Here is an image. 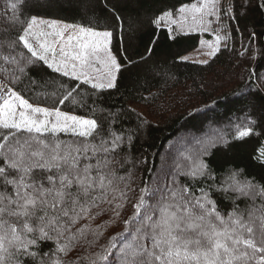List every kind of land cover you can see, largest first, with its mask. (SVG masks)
<instances>
[{"label":"snow or ice","instance_id":"snow-or-ice-1","mask_svg":"<svg viewBox=\"0 0 264 264\" xmlns=\"http://www.w3.org/2000/svg\"><path fill=\"white\" fill-rule=\"evenodd\" d=\"M217 4L218 0H205L202 8H192L214 15ZM11 7L15 12L17 5ZM27 19L17 38L0 37V47L14 49L22 43L31 55L21 52L18 60L9 52L3 57L7 63L43 61L53 72L93 89L115 87L120 65L108 49L111 32L75 24L60 26L35 15ZM41 26L51 32L41 29L39 35L56 39L45 40L36 48L29 38L36 37L35 29ZM95 64L102 65L106 75L93 76L98 71ZM17 70L26 75L25 67L13 68L9 73L12 83L19 82ZM3 87L0 85V91ZM6 95L0 104V264H26L28 260L33 264H75L65 257L77 246L95 248L103 235L91 223L76 225L107 211L119 219L128 193L134 191L131 172L120 175L113 167L119 150L125 143L131 144L132 136L125 140L95 119L34 106L11 89ZM77 96L72 89L66 90L59 103H76ZM251 132L250 128L239 130L237 138ZM61 133L71 139H62ZM215 143L209 142L208 148ZM208 148L176 159L171 183L142 187L133 205L135 212L125 221V232L101 245L102 251H89L81 257L84 264H264V185L238 180L239 173L232 172L217 191L232 192L236 199L245 197L253 203L242 209L233 201L232 210L223 213L206 188H200L197 196L191 185L176 179L178 175L193 183L205 176L214 179L201 158ZM261 157L264 163V153ZM105 204L109 207L104 208ZM45 241L55 247L41 252Z\"/></svg>","mask_w":264,"mask_h":264},{"label":"trees","instance_id":"trees-1","mask_svg":"<svg viewBox=\"0 0 264 264\" xmlns=\"http://www.w3.org/2000/svg\"><path fill=\"white\" fill-rule=\"evenodd\" d=\"M192 1L0 0V37L6 35L9 41L22 34V27L32 15L112 33L111 47L120 68L115 87L110 89H93L64 77L43 61L7 63L3 57L9 52L18 60L21 52L28 57L31 54L22 43L14 49L0 47V69L7 70L0 71V82L32 103L94 118L125 140L132 136L131 144L125 143L119 150L113 167L120 175L131 172L134 191L128 193L119 219H113V213L107 211L91 222L82 219L76 225L79 228L91 223L103 235L91 250H86V246L74 248L65 257L68 262L84 264L81 257L89 255V251H102L101 245L124 233L125 221L135 212L133 205L140 189L171 183L175 160L188 152L195 155L208 148L211 141H216L215 145L201 158L214 179L205 176L193 183L189 177L178 175L176 179L181 184L191 185L197 196L200 188H206L223 213L232 210L233 201L242 209L253 203L245 197L236 199L235 193L217 191L232 172L239 173L238 180L264 185V0H232L228 43L206 63L182 59L198 46V33L172 36L168 28L157 24L161 14L175 12ZM12 4L17 5L15 12ZM21 66L26 75L17 70L19 82H10L11 70ZM69 89L73 96L78 93L77 102L61 105L59 100ZM245 128L252 129L251 134L237 138L238 131ZM168 151L177 155L165 157ZM256 203H260L259 198ZM54 247L51 241L41 242L40 251ZM26 264L33 262L28 260Z\"/></svg>","mask_w":264,"mask_h":264},{"label":"rangeland","instance_id":"rangeland-1","mask_svg":"<svg viewBox=\"0 0 264 264\" xmlns=\"http://www.w3.org/2000/svg\"><path fill=\"white\" fill-rule=\"evenodd\" d=\"M39 1L40 3H46V0H39ZM204 3H205V0H194L192 2L181 5L175 12L167 11L161 14L157 20V24L159 26L168 28L172 36L179 34V33H183V34L198 33L200 35L198 46L195 49L184 54L182 56L183 60L206 63L210 59H212L214 55L228 43L229 35H230L229 19L232 15V0H218V4L216 6V14L214 15H203L201 12L193 11V8H192L193 5H195L197 8H202ZM181 8L185 10L181 12L180 11ZM36 17L38 19H43L45 21H57L60 26L64 24L80 25V24L71 23V22L59 20V19L46 18V17H41V16H36ZM41 29L44 32H51V29L47 28L46 26H41L35 29L37 36L30 37L29 39H30V43H32L33 46L36 48H39V43H43L45 42V40L51 42L54 39H56L55 37H51V36L46 37L43 35H39V32L41 31ZM92 29L98 32H104V31L110 32L109 30H105V29H97V28H92ZM67 35L68 33H65V37ZM111 39L112 38L110 37L109 42H108V49L111 52V54L114 57H116L117 63L119 64L118 58L116 54L113 52L112 47H111V41H112ZM57 54L59 55V45H57ZM94 67L98 71H93L92 73L93 76L101 75V74L106 75L102 65L95 64ZM115 76L117 79L118 71L115 72ZM116 79H115V82H116ZM0 85L4 86L3 90L0 91V99H1L0 104H2L3 99L8 98L6 94L9 91V89H11L12 91H15V90L3 82H0ZM15 92L19 94L17 91ZM22 98L26 99L23 96ZM29 102L32 103L31 101ZM32 104L34 106L48 107V106L39 105L35 103H32ZM48 108H52V107H48ZM61 111L71 114V115H77L79 117L86 118V119H94L91 117L78 115V114L64 111V110H61ZM223 145L225 146L224 143ZM170 155L171 157H173V156H176L177 153L168 151L167 154L164 156L167 157ZM174 168H175V165L173 166V169Z\"/></svg>","mask_w":264,"mask_h":264}]
</instances>
